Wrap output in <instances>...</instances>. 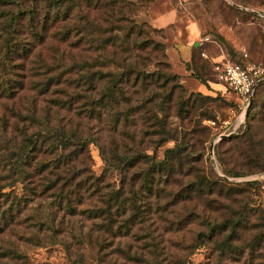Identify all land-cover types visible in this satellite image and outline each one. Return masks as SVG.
<instances>
[{
	"label": "trees",
	"instance_id": "1",
	"mask_svg": "<svg viewBox=\"0 0 264 264\" xmlns=\"http://www.w3.org/2000/svg\"><path fill=\"white\" fill-rule=\"evenodd\" d=\"M74 1L0 0V203L3 198L19 200L20 223L26 225L27 242L65 248L72 262L85 256L82 245L89 235L84 229L88 221L100 225L106 213L114 221L110 215L114 207L136 208L134 202H127L128 198L119 204L120 190L96 174L92 145L99 149L107 169L130 173L131 182L144 177L145 188L150 191L148 178L154 159L149 153L151 142L176 141L165 153L168 169L189 175L194 161L190 152L185 153L189 147L178 141L177 129L167 128L166 118L172 111L177 109L179 117L186 114L191 121L193 112L202 119L220 118L214 117L212 109L199 111L204 106L197 104L202 95L186 100L181 96L175 101L182 85L178 75L170 71L165 46L156 38L159 31L137 20V1L87 0L85 9H79L87 20L97 21L100 14V48L94 43L96 28L89 30V24L74 21ZM233 1L244 2L243 8L248 10V3L264 0ZM219 9L230 18L238 15L222 6ZM246 12L249 15H244V21L256 19L252 12ZM86 56L93 61L101 57L103 69H96L94 64L87 66ZM205 69L199 67L200 71ZM263 89L264 81L256 87L251 107ZM153 105L166 118L152 115ZM138 115L143 125L140 131ZM152 118L159 121L154 120V124ZM198 121L191 130L194 142L190 146L202 141L200 137L195 139L201 133ZM244 127L245 122L239 131ZM152 128L157 131L156 139ZM238 135H226L214 146L227 176L243 175L225 163L234 149L221 147L222 142ZM198 168L194 190L212 203L213 188L226 189L228 183L209 173L204 165ZM19 183L22 192L17 199L15 187ZM188 183L190 191L194 186ZM257 184L256 180L246 183ZM131 185L135 189L134 183ZM14 206L10 200L3 213ZM4 214H0V232L6 221ZM133 215L123 217L127 228L137 213ZM221 225H213L208 237L213 238ZM188 257L187 253L182 256L176 252L166 264H187Z\"/></svg>",
	"mask_w": 264,
	"mask_h": 264
},
{
	"label": "rangeland",
	"instance_id": "2",
	"mask_svg": "<svg viewBox=\"0 0 264 264\" xmlns=\"http://www.w3.org/2000/svg\"><path fill=\"white\" fill-rule=\"evenodd\" d=\"M134 1L138 2L139 7L137 20L159 31L156 38L165 46L170 71L178 75L182 87L176 91L175 101L181 96L186 100L193 95L195 98L202 95L197 104L204 106L199 111L209 108L213 110L214 117H234L233 122H240L244 112L241 100L217 79L212 65L226 60L238 61L244 59L245 54L264 65V1L248 3V10L243 8L244 2L236 4L233 0ZM86 5L87 0L74 1L73 19L77 23H80L79 19L82 20V25L89 24V30L92 26L96 28L94 43L100 48L102 20L99 13L97 21L87 20L79 12ZM233 5L238 6L231 9ZM220 6L238 15L232 18L223 15ZM246 11L252 12L256 19L251 17L250 20L254 21H244V15H249ZM95 53L97 51L92 54ZM86 59L87 66L94 64L96 69H103L101 57L96 61L87 56ZM200 66L206 69L200 71ZM155 105L152 115L166 118ZM196 113L193 112L191 121L190 117H185L186 114L179 117L175 109L166 118L167 128H176L178 141L189 147L186 155L188 152L193 155L189 175L181 174L175 168L168 169L164 161L166 150L174 147L176 141L151 142L149 153L154 159L148 178L152 185L150 191L145 188L144 177H136L131 182L130 173L117 168L107 169L99 149L91 146L96 174L112 188L120 190L119 204L128 198L127 202H134L136 208L114 207L110 211L114 221L106 213L100 225L88 221L84 229L89 235L82 245L85 256L75 261L77 264H166L168 257L176 252L182 256L184 253L189 255L187 264H264V89L249 109L245 127L239 131L238 137L221 144V147L234 149L226 156L225 163L242 173L241 176L224 174L218 152L212 154V145L217 143L219 131L209 125L211 118L202 119L194 115ZM139 117L138 131L143 126ZM197 119L201 133L195 139L200 137L203 142L200 140L190 146L194 142L191 130ZM154 120L159 121L152 118L154 124ZM150 131L156 139L157 131L153 128ZM172 162L175 163L174 160ZM201 165L216 178L228 183L226 189L213 188L212 203H207L194 190ZM183 167L189 168L188 164ZM255 180L258 181L257 185H246ZM188 182L194 186L190 191ZM132 183L135 189H132ZM5 191H10V188ZM21 192L22 185L19 183L15 187L17 199ZM8 199L15 206L4 214L3 211L10 204ZM0 204V214L6 218L5 223L1 224L0 239L3 245L0 246V264H75L73 259H68L65 248L58 246L52 249L27 242L24 236L26 225L20 223L19 200L3 198ZM9 212L14 214V218H10ZM133 213H137V216L132 217L133 223L127 228L123 217ZM216 223L222 225L213 238L208 237ZM203 232V236H200ZM67 234H70L69 229Z\"/></svg>",
	"mask_w": 264,
	"mask_h": 264
},
{
	"label": "built area",
	"instance_id": "3",
	"mask_svg": "<svg viewBox=\"0 0 264 264\" xmlns=\"http://www.w3.org/2000/svg\"><path fill=\"white\" fill-rule=\"evenodd\" d=\"M214 70L217 79L240 98L243 109L247 106L251 93L255 91L253 90L254 85L260 80L264 81V65L251 60L247 54H245L244 59L238 61L226 60L217 62L214 65ZM233 120L234 117L210 119L208 121L212 128L219 131L216 142L226 135L239 132L244 121L242 118L240 122H233Z\"/></svg>",
	"mask_w": 264,
	"mask_h": 264
},
{
	"label": "water",
	"instance_id": "4",
	"mask_svg": "<svg viewBox=\"0 0 264 264\" xmlns=\"http://www.w3.org/2000/svg\"><path fill=\"white\" fill-rule=\"evenodd\" d=\"M262 81H263V80L258 81V82L254 85L253 90H255V88H256V87H257ZM253 94H254V91L251 93V95H250V99H249V101H248V103H247V106H246L245 109H244L243 117H242V120H243V121H245L246 115H247V113H248V111H249V109H250V107H251V104H252V101H253ZM212 154L214 155V144L212 145Z\"/></svg>",
	"mask_w": 264,
	"mask_h": 264
}]
</instances>
